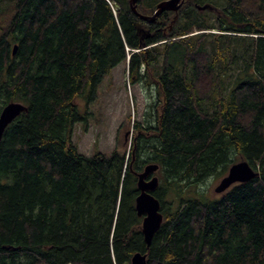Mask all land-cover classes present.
I'll return each instance as SVG.
<instances>
[{"label":"trees","instance_id":"obj_1","mask_svg":"<svg viewBox=\"0 0 264 264\" xmlns=\"http://www.w3.org/2000/svg\"><path fill=\"white\" fill-rule=\"evenodd\" d=\"M129 1L0 0V113L26 107L0 140V264H264V0H183L153 22ZM126 61L131 83L155 88L154 121L133 124L127 153L84 156L73 128ZM234 159L256 176L194 190ZM151 163L163 220L146 247L136 174Z\"/></svg>","mask_w":264,"mask_h":264},{"label":"rangeland","instance_id":"obj_2","mask_svg":"<svg viewBox=\"0 0 264 264\" xmlns=\"http://www.w3.org/2000/svg\"><path fill=\"white\" fill-rule=\"evenodd\" d=\"M215 2L219 7L224 6L223 0H215ZM209 15L208 22L213 23V16L211 13ZM203 32L218 34L216 29ZM196 33L199 32L195 31L193 34ZM221 34L248 36L226 32ZM242 70L243 64L238 63L224 77V85L226 87L232 85L235 77L242 76ZM77 102L83 111V101L78 99ZM156 106L155 88L151 84L131 83L128 79L127 61L122 62L113 68L109 77L103 80L95 102L88 106L90 114L88 124L85 127L79 123L74 126L72 143L84 156H91L97 151L110 154L114 149L127 153L133 136V124L144 125L146 122H153ZM238 161L239 159L235 160ZM218 174L207 178L203 183L195 186L194 190L209 198L219 196L214 189L226 172L222 176ZM154 176H157V173Z\"/></svg>","mask_w":264,"mask_h":264},{"label":"water","instance_id":"obj_3","mask_svg":"<svg viewBox=\"0 0 264 264\" xmlns=\"http://www.w3.org/2000/svg\"><path fill=\"white\" fill-rule=\"evenodd\" d=\"M136 1L130 0L131 11L141 20L153 22L156 16L164 11L176 12L181 6L183 0H164L157 4L151 16H143L136 11ZM198 10L212 9L208 5L197 6ZM13 48L12 53L15 52ZM26 111V107L21 103L11 102L7 104L0 113V140L5 128L21 113ZM158 166L156 164H147L140 173H137L138 196L135 199V210L138 217H142L141 233L146 247H149L152 237L159 229L163 217L159 211V202L152 195V192L158 186V179L154 176ZM256 176V172L249 166L245 160H239L233 163L227 170L224 177L221 178L215 187L216 194H223L227 189L235 184L245 183ZM129 264H146V254L134 253Z\"/></svg>","mask_w":264,"mask_h":264}]
</instances>
